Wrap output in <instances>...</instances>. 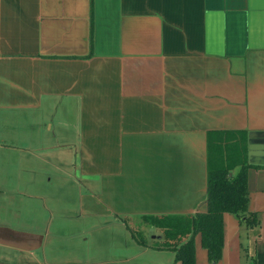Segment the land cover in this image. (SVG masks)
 Segmentation results:
<instances>
[{
	"label": "crops",
	"instance_id": "1",
	"mask_svg": "<svg viewBox=\"0 0 264 264\" xmlns=\"http://www.w3.org/2000/svg\"><path fill=\"white\" fill-rule=\"evenodd\" d=\"M209 131L244 133L247 158L264 132V0H0V248L17 252L0 264L105 263L39 251L71 224L48 206L54 177L102 226L205 211ZM250 164L258 225L223 213L220 259L197 234L195 264H264V165ZM144 241L138 254L175 264Z\"/></svg>",
	"mask_w": 264,
	"mask_h": 264
},
{
	"label": "trees",
	"instance_id": "2",
	"mask_svg": "<svg viewBox=\"0 0 264 264\" xmlns=\"http://www.w3.org/2000/svg\"><path fill=\"white\" fill-rule=\"evenodd\" d=\"M207 142V191L205 211L191 215H147L145 222L161 231L164 241L154 248L174 251V263L195 264L194 238L211 262L221 257L223 247V213L234 214L240 223L257 226V213L248 211V172L253 167L247 158V137L235 131H209ZM238 168L236 173L233 170ZM146 245L145 241L138 240Z\"/></svg>",
	"mask_w": 264,
	"mask_h": 264
},
{
	"label": "rangeland",
	"instance_id": "3",
	"mask_svg": "<svg viewBox=\"0 0 264 264\" xmlns=\"http://www.w3.org/2000/svg\"><path fill=\"white\" fill-rule=\"evenodd\" d=\"M1 151L2 150H0V152ZM10 153H13V150H10ZM1 166L2 162L0 161V169ZM54 178L53 185L51 186L57 192L55 195L47 197L48 206L53 210L55 221L57 219L56 222H60L64 218L71 224H69L70 226H68V228L63 229V231L56 235V241L52 240L53 242L43 244V246L39 248L41 253L44 252L47 255L57 258H72L77 257V255L81 253L102 252L104 256L103 260H105L104 264H163L165 262V259H162L159 254H151L152 252L149 251L147 253L143 252L138 254L141 250L140 246L135 245L136 242H139L138 240L144 241L147 239L149 242L151 241V245L154 244L155 246L165 240L164 237L151 240L149 238L150 235L148 236V224L144 222V220L141 218L137 219L131 222V224H128V227L117 226L116 224H112L109 227L102 226L94 217H85L78 210L79 200L77 198L75 186L72 184L70 178L65 180L58 178L56 180V177ZM5 180L6 175L3 177L0 175V189H4L3 186L5 185L9 186L5 184ZM10 190L14 192V188H9L6 189L2 195L8 197L7 195ZM62 207L64 209H62ZM2 222L6 221L0 218V223ZM57 230L59 229H51L53 232ZM154 233L155 232L152 234ZM71 234H73V238H71ZM63 236H65V238L67 236L68 238L62 240ZM156 236H158V234H156ZM134 240L136 242H134ZM131 252L137 253L138 255L135 260H131L129 263V260L124 258ZM16 253L17 252L12 249L0 248V255H3L4 258L12 257V254ZM164 255L169 254L164 252L162 257ZM169 256L167 257L169 258ZM99 261H101V259Z\"/></svg>",
	"mask_w": 264,
	"mask_h": 264
},
{
	"label": "water",
	"instance_id": "4",
	"mask_svg": "<svg viewBox=\"0 0 264 264\" xmlns=\"http://www.w3.org/2000/svg\"><path fill=\"white\" fill-rule=\"evenodd\" d=\"M248 136L254 138L253 141L249 140L248 144L249 162L264 165V132H251Z\"/></svg>",
	"mask_w": 264,
	"mask_h": 264
}]
</instances>
